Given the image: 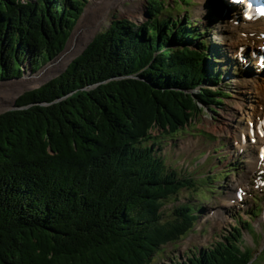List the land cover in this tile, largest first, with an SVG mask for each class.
Wrapping results in <instances>:
<instances>
[{
  "label": "trees",
  "instance_id": "obj_1",
  "mask_svg": "<svg viewBox=\"0 0 264 264\" xmlns=\"http://www.w3.org/2000/svg\"><path fill=\"white\" fill-rule=\"evenodd\" d=\"M87 1L0 0V82L20 79L24 64L35 73L64 50L6 103L81 49L68 52ZM163 7L151 0L142 26L114 19L61 74L0 114V264H147L192 230L195 205L175 206L163 220L164 204L196 183L158 152L200 104L219 101L200 88L209 82L206 47H185L198 37L192 24L159 22ZM241 237L234 228L182 264H249Z\"/></svg>",
  "mask_w": 264,
  "mask_h": 264
},
{
  "label": "rangeland",
  "instance_id": "obj_2",
  "mask_svg": "<svg viewBox=\"0 0 264 264\" xmlns=\"http://www.w3.org/2000/svg\"><path fill=\"white\" fill-rule=\"evenodd\" d=\"M150 1L151 0H144L142 6L143 17L134 19L138 14V11L137 8L134 7L132 0H88L83 9L84 14L80 15V18L82 15L83 16L81 18V26L77 32L81 31L85 25L90 26V23L93 20H97V28L94 27L92 35L77 45L82 47L76 52L73 58L84 50L96 36L106 32L110 28L114 19L128 20L138 26H142L145 22L150 21L151 17L147 16L148 3ZM162 1H164V3L167 2L170 7L171 5H174L173 11L177 12V15L175 16L177 19L181 21L189 19L190 22L196 24V28L200 27L197 29H202V27H204L206 34L202 39L206 40L210 46L219 47V49L225 53V59L233 60V53H235L237 47L234 44L235 42H232L230 38H225L224 36L225 33H229V28L225 30H220L218 28L217 24L220 19L216 20V17H218L220 13H216V10L211 11L212 13H210V11L207 13L203 12L207 1L201 3L199 2L200 0H190L192 3L189 5V0H184V4L188 6V10L179 0H173V2L172 0ZM218 1L220 0H214L215 5L221 6ZM171 11H169V13H171ZM187 11L188 13L183 14ZM207 14L212 18V21L214 20L212 26L206 24L204 17H206ZM186 15L189 17H186ZM80 18H78V21L75 23L72 32L79 23ZM220 32L224 33L222 34ZM230 34H233V32L231 31ZM236 35L239 36L237 33ZM74 37L75 34L71 40L72 43ZM67 64L63 69L49 74L46 80L19 92L13 98V103H6L9 101V98H12L11 91L13 87H18L22 85L23 81H26V78L24 77H32L40 73L45 67L51 65L50 62H48L42 65L39 71L32 73L29 67L27 68L26 64H24V73L20 78H23L22 80L16 79L0 82V103H5V105L0 107V114L11 109L16 98L22 93L38 88L44 83L57 77L65 70L68 66ZM240 64V62L233 63L223 61V65L228 68L230 73V75L225 77V79L219 84V88L227 96L224 98L223 104L221 106L211 107V111L205 109L199 116H196L188 124L187 135H180L175 142V148L168 154L169 166L176 169L180 175L193 176L196 181L200 179L199 176L204 174L206 176H213V181H209L208 179L207 184H203V189L206 190L207 194L210 187L217 186L219 194L210 195L209 201L203 203L201 201V196L197 193L183 190L175 199L177 202L170 200L164 204V207L162 208L164 220L170 219L171 209L180 204H194L196 207L202 204L206 210L203 212L205 215H202L199 218L196 227L194 225L195 228L189 236L179 244L175 245L174 249L178 250L177 252L173 251L171 245L164 248L166 256H169L170 253L177 254L181 257L186 254L185 258H190L192 256V254L189 253L190 250L195 251L196 249L207 247L213 242L221 239L222 234L225 233V231L231 232L232 227L237 223V218H240L241 222H251L255 231L259 233L258 238L255 240V250L258 251L264 246V196L262 193L254 192L258 189L253 180L256 169L248 175L250 173L249 170L252 167V160L255 156L252 153V147L250 145L242 147L239 144L238 148L237 143L239 138L232 137L225 133L227 129L224 126L226 121L230 122L229 119L235 116L236 118L242 116L243 121L246 122V114L244 113L249 111V104L253 103V105H256L257 101L260 99L258 94H256V90H250V87L245 84L246 80L251 76L241 68ZM226 75L227 74L225 73L224 76ZM249 90L250 92H253L248 94ZM217 149H220V151L215 153ZM225 156L226 159L222 160L221 158ZM217 159L222 161V163H218L219 161H217ZM229 165H235V170L230 172L226 168ZM229 168L232 167L229 166ZM217 174L221 175V177L225 176L223 177L224 179L218 180ZM239 188L242 190L243 194V201L241 203L234 201L235 196L233 195ZM255 199L257 200L255 201ZM243 240L246 245L250 244L254 247L251 235L245 230ZM160 258L161 251L157 252L147 264H158ZM170 259L172 260V257ZM164 260L167 259L165 258ZM176 262L179 263L181 260L176 258L173 263L175 264ZM160 264L163 263L160 262Z\"/></svg>",
  "mask_w": 264,
  "mask_h": 264
},
{
  "label": "bare ground",
  "instance_id": "obj_3",
  "mask_svg": "<svg viewBox=\"0 0 264 264\" xmlns=\"http://www.w3.org/2000/svg\"><path fill=\"white\" fill-rule=\"evenodd\" d=\"M132 1H133V4H134V7H136L137 8V11H138V14L136 15V17H134V19H137L138 17L139 18L140 17H143V9H142L143 7L142 6H143V3H144V0H132ZM206 1L207 0H200V2H203V3H205ZM82 14H84V13H82ZM221 17H222V20H223V17H224V20L227 19V16L225 14L222 15ZM235 17H237V16L234 15L233 18H235ZM235 20H239L237 26H234L233 27L232 26L233 23H231V22H230V25L229 24H226V26H227V28H229V30L235 31V33H237V31L240 32V33H245V37H243V39H240V41L242 42V45L245 42H248L251 45H254L255 42H258L257 37L254 36V35H249V33H251V32H257L259 30L262 31L263 30V23H261L260 21L248 22L247 23L246 20L244 21L240 17L238 19H233L232 21H235ZM224 24L225 23H223V27H224ZM96 25H97V20H93V21H91L90 26L85 25L81 29V31L75 33V37H74L72 46H71V48L69 49L68 52L72 51L74 47H80V46H77V45L80 44L81 42H83L85 39H87L89 36L92 35V30H93L94 27H96ZM80 26H81V21H80ZM80 26H79V28H80ZM79 28H78V30H79ZM231 35H234V34H231ZM92 38H91V40H92ZM231 40H232V42H235L234 44L236 46L238 45L237 42L239 41V37H237V36L236 37H232ZM238 46H241V45H238ZM252 47H254V46H252ZM249 83L250 84H253V83H255V81H249ZM259 84L262 87L264 85V80L261 83H259ZM261 87H260V89H261ZM249 93H250V90L248 91V94ZM258 103H259V101H258ZM251 104H253V103H251ZM257 105H253V106L250 105L249 106L250 111L249 112L246 111V119H247V121H246L245 124H244V121L242 119V116L239 117V118H236V116H235V117L229 119L230 122H227L226 121V123H224V126L227 129L225 133H227L228 135H231L232 137H236V136H239L240 134L246 132V130H247V122L251 120L252 114L255 111V108H257ZM228 137H230V136H228ZM260 144H261V141L258 139L257 140V146H259ZM251 165H252V167L250 168L249 172H251V171H253V170L256 169V167L258 165V159L257 158L254 159L253 162L251 163Z\"/></svg>",
  "mask_w": 264,
  "mask_h": 264
},
{
  "label": "water",
  "instance_id": "obj_4",
  "mask_svg": "<svg viewBox=\"0 0 264 264\" xmlns=\"http://www.w3.org/2000/svg\"><path fill=\"white\" fill-rule=\"evenodd\" d=\"M70 36H71V35H70ZM70 36H69V38L67 39V42H66V44H65V47H66V45H67V43H68V41H69V39H70ZM87 46H88V45H87ZM87 46H86V47H87ZM65 47H64V49H65ZM86 47H85V48H86ZM82 51H83V50H82ZM82 51H81L79 54H81ZM60 54H61V53H60ZM60 54H59V55H60ZM79 54H78V55H79ZM59 55H58V56H59ZM78 55H77V56H78ZM58 56H57V57H58ZM77 56H76V57H77ZM57 57H55L54 59H56ZM54 59H52V60L50 61V64L53 63V62L55 61ZM73 59H74V58H73ZM73 59H71V60L69 61V63H70ZM69 63H68V64H69ZM68 64H67V65H68Z\"/></svg>",
  "mask_w": 264,
  "mask_h": 264
}]
</instances>
